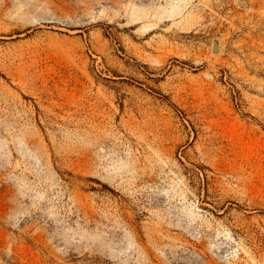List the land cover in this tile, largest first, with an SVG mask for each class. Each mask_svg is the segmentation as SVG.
<instances>
[{"label":"rangeland","instance_id":"1","mask_svg":"<svg viewBox=\"0 0 264 264\" xmlns=\"http://www.w3.org/2000/svg\"><path fill=\"white\" fill-rule=\"evenodd\" d=\"M0 264H264V0H0Z\"/></svg>","mask_w":264,"mask_h":264}]
</instances>
